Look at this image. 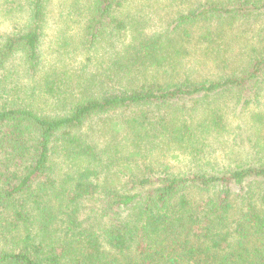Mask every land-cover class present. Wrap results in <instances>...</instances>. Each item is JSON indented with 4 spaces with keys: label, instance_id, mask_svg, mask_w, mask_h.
<instances>
[{
    "label": "trees",
    "instance_id": "16d2710c",
    "mask_svg": "<svg viewBox=\"0 0 264 264\" xmlns=\"http://www.w3.org/2000/svg\"><path fill=\"white\" fill-rule=\"evenodd\" d=\"M28 1L29 20L0 41V264H264V135L249 137L240 162L183 173L97 145V134L125 131L196 158L231 133L264 89V0H187L150 33L125 15L127 0H69L76 48L99 61L71 72L44 64L52 0ZM185 44L219 67L226 50L237 65L193 78L178 59ZM16 56L27 82L10 80ZM103 116L106 133L91 125Z\"/></svg>",
    "mask_w": 264,
    "mask_h": 264
},
{
    "label": "rangeland",
    "instance_id": "374dc122",
    "mask_svg": "<svg viewBox=\"0 0 264 264\" xmlns=\"http://www.w3.org/2000/svg\"><path fill=\"white\" fill-rule=\"evenodd\" d=\"M183 1L127 0L124 13L133 19H140L142 21L140 24L144 26L146 33L155 32L164 28L169 21L179 13L186 11L189 5L192 4V2L189 3L187 0ZM66 4H69V0H52L51 9L49 10L50 12L45 25V35L43 37L44 64L48 69H51L53 66L56 68L63 67L64 69L70 70V72L76 71L77 68L79 69L86 64L88 66L87 69L91 70L98 65L99 61L88 62L85 56L77 50L76 36L73 35H75L79 22L75 15L69 13V16L67 14L68 11L64 8L67 6ZM29 16L30 5L28 0H0V41L3 40L4 35L21 30L29 20ZM70 37L73 45L65 41V39L68 40ZM120 43H117L116 46ZM184 46L185 49L179 55L178 59L182 58L185 69H190L193 72V78L201 79L205 76H210L216 70V73H218L223 70L224 64H227V68L229 69L237 65V57L228 58V51L226 50H224V56L227 60L222 62L221 60L217 61L219 63L221 62V66L219 67L214 64V60L205 55L202 48L193 49L196 46L189 44H185ZM22 64L23 62L20 56H16L13 62L11 61L8 64L7 67L12 71V77L10 79L12 83L16 80V77L22 78L25 82L30 79L27 77ZM13 70H18V72H13ZM76 75L77 73H73L71 77L75 79ZM42 107L47 111L54 112L57 110L50 103L47 105L42 103ZM252 112H261L264 114V89L261 92L260 100L253 105L251 110L240 114L239 117L234 119L233 124L230 126L233 131L231 133H223L219 138V134H214L215 136H212L206 142L204 150L201 151L202 154L196 158H194V152L187 148L186 145L180 146L160 139L143 142L144 148L137 143L141 147L139 149L131 137L128 140L123 139L125 131H121L117 135V139L112 142L108 140L110 135L97 134V145L99 148H102L107 144H111V150L114 156L116 155L113 149L120 148L121 146L132 148L135 151L140 150V155L138 156L142 157L140 163L143 166L146 164L157 169L165 168L175 173L207 168L213 165L217 167L229 166V164H235L245 159L246 151L251 147L249 137L254 139V132L257 133V136L264 135V119L256 122L251 118ZM108 118L109 116H103L91 122V125L94 126L92 128L103 129L104 133H106L105 130L111 123V120ZM237 124H241V126L238 127ZM123 155L125 157L127 153ZM118 161L122 162L123 160L119 159ZM128 162H134V158ZM58 165L64 169H68L67 167L69 166L64 162H60V159L58 160Z\"/></svg>",
    "mask_w": 264,
    "mask_h": 264
}]
</instances>
